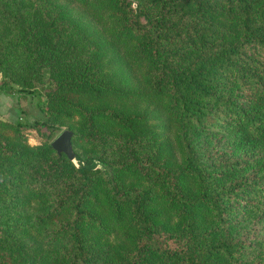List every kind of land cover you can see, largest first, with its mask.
Masks as SVG:
<instances>
[{"label": "trees", "instance_id": "obj_1", "mask_svg": "<svg viewBox=\"0 0 264 264\" xmlns=\"http://www.w3.org/2000/svg\"><path fill=\"white\" fill-rule=\"evenodd\" d=\"M21 7L0 93L42 116L0 117V264H264V0Z\"/></svg>", "mask_w": 264, "mask_h": 264}, {"label": "rangeland", "instance_id": "obj_2", "mask_svg": "<svg viewBox=\"0 0 264 264\" xmlns=\"http://www.w3.org/2000/svg\"><path fill=\"white\" fill-rule=\"evenodd\" d=\"M2 1V0H0ZM23 8L27 9L33 4L38 3L40 0H16ZM133 3L136 0H132ZM15 28L5 22L0 16V32L6 35H12L14 33ZM21 52L19 49H16L13 54L16 56L15 60L20 61ZM46 76V74H45ZM45 85V84H44ZM37 88H41L39 84H36ZM43 86V85H42ZM36 95L32 93H14L12 95H7L0 93V117L8 120H15L16 118H26V119H34L40 118L42 116V112L38 109L35 104ZM68 125L63 124L60 127L54 129L51 133L50 138L52 139L62 128L67 127ZM74 129V128H72ZM27 141L29 143H36L38 139L35 138L31 132L26 134Z\"/></svg>", "mask_w": 264, "mask_h": 264}, {"label": "water", "instance_id": "obj_3", "mask_svg": "<svg viewBox=\"0 0 264 264\" xmlns=\"http://www.w3.org/2000/svg\"><path fill=\"white\" fill-rule=\"evenodd\" d=\"M72 131L66 127L62 128L51 140L50 145L56 152H63L68 159L74 158L70 144Z\"/></svg>", "mask_w": 264, "mask_h": 264}]
</instances>
